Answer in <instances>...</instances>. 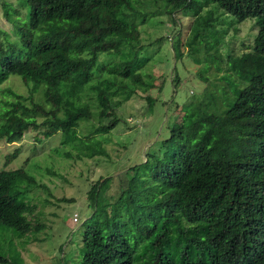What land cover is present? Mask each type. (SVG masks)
<instances>
[{"label":"trees","instance_id":"16d2710c","mask_svg":"<svg viewBox=\"0 0 264 264\" xmlns=\"http://www.w3.org/2000/svg\"><path fill=\"white\" fill-rule=\"evenodd\" d=\"M19 1L24 19L15 23L11 41H0V84L18 76L27 95L4 91L12 99L0 112V140L18 143L39 126L47 139L93 121L96 126L67 143L68 150L61 146L63 156L74 151L77 159L104 155L94 130L113 129L114 109L154 88L141 71L148 59L139 57L138 27L151 16L192 12L190 33L199 30L189 35V47L216 22L213 7L235 23L254 20L251 49L226 57L222 84L203 89L181 125L159 142L160 156L146 153L142 164L127 169L125 189L112 202L100 201L98 209L110 178L89 186L92 213L82 223L77 264H264V0H146L163 4L149 10L131 0ZM9 11L4 6L6 17ZM101 54L118 62L105 70ZM220 56L210 60L217 62L215 71ZM88 94L94 113L82 102ZM143 99L150 108L153 99ZM35 118L42 120L36 124ZM17 153L6 155L5 164ZM35 187L22 168L0 170V227L17 235L28 230L24 213ZM0 264H8L5 256Z\"/></svg>","mask_w":264,"mask_h":264},{"label":"rangeland","instance_id":"374dc122","mask_svg":"<svg viewBox=\"0 0 264 264\" xmlns=\"http://www.w3.org/2000/svg\"><path fill=\"white\" fill-rule=\"evenodd\" d=\"M131 1L143 3L145 10H149L150 5L158 9L163 6L146 0ZM20 4L19 0H0V41H11L15 23L24 19L25 11ZM6 5L10 9L7 17L3 14ZM204 12L202 9V17ZM210 18L216 22L202 30L190 47L186 44L193 21L190 11H180L171 17L154 14L145 25L138 27L143 46L139 57L148 59L141 71L149 75L147 80H152L154 88L145 94L138 92L115 108L113 112L118 122L113 129L104 131L97 127L94 130L92 137L100 139L104 155L91 159H77L74 151L71 157L62 155V147L96 126L93 121L69 126L47 139L38 134L42 130L39 126L29 128L18 143L6 144L0 140V170L22 168L36 186L24 213L28 230L17 235L10 228L0 227V255L6 257L8 264L79 263L82 223L92 213L87 206L89 186L101 178H110L98 195L97 209L100 201L112 202L125 189L126 170L142 164L146 153L160 156L159 142L167 138L171 129L181 125L186 109L198 101L203 89L212 83L222 84L219 77L226 69V57H237L251 49L257 31L253 19L235 23L230 14L214 7ZM195 30L199 28L193 32ZM215 41H218L217 47ZM219 55L221 68L215 71L217 62L210 60ZM98 62L105 63L106 70L116 64L118 58L101 54ZM173 77L177 82L175 78V82H171ZM6 90L27 95L20 77L9 76L0 84V112L4 110L3 102L12 99L4 93ZM87 96L90 95H82V102L94 113L92 98ZM144 96L153 99L150 108ZM39 98L40 92L33 94L34 101ZM34 120L39 124L42 119ZM108 120L105 118L102 123ZM14 149L18 152L16 158L5 164V156ZM64 150H68L67 147ZM139 175L143 176V172ZM73 214L77 216L75 223Z\"/></svg>","mask_w":264,"mask_h":264},{"label":"built area","instance_id":"2783aa9c","mask_svg":"<svg viewBox=\"0 0 264 264\" xmlns=\"http://www.w3.org/2000/svg\"><path fill=\"white\" fill-rule=\"evenodd\" d=\"M76 218H77L76 214H73V215H72V222H73V223H75V222L77 221Z\"/></svg>","mask_w":264,"mask_h":264}]
</instances>
